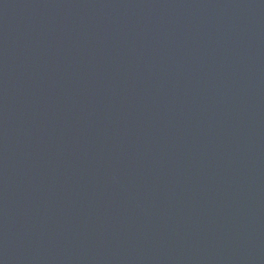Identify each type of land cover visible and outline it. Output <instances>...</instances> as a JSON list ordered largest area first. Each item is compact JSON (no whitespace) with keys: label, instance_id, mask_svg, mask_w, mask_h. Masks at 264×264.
Listing matches in <instances>:
<instances>
[{"label":"water","instance_id":"obj_1","mask_svg":"<svg viewBox=\"0 0 264 264\" xmlns=\"http://www.w3.org/2000/svg\"><path fill=\"white\" fill-rule=\"evenodd\" d=\"M0 264H264V0H0Z\"/></svg>","mask_w":264,"mask_h":264}]
</instances>
